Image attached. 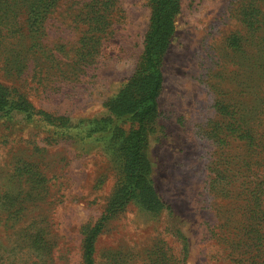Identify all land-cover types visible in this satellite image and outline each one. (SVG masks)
<instances>
[{"label": "rangeland", "instance_id": "obj_1", "mask_svg": "<svg viewBox=\"0 0 264 264\" xmlns=\"http://www.w3.org/2000/svg\"><path fill=\"white\" fill-rule=\"evenodd\" d=\"M175 2L145 185L109 209L136 127L112 104L141 70L153 1L0 0V85L34 110L0 106V264H83L102 216L93 264H264V0ZM35 19L51 60L30 47Z\"/></svg>", "mask_w": 264, "mask_h": 264}, {"label": "trees", "instance_id": "obj_2", "mask_svg": "<svg viewBox=\"0 0 264 264\" xmlns=\"http://www.w3.org/2000/svg\"><path fill=\"white\" fill-rule=\"evenodd\" d=\"M152 1L153 9L151 24L144 40L141 56V70L133 76L124 89L119 92L116 97L118 100H114V103L112 104V112L119 114L129 113L135 122L136 127L123 138L121 146L119 147L120 153L123 157L124 178L126 179V182L118 189L120 190V192H118L119 195L114 202H111L109 205L110 207L108 206L109 209H112L115 206H121L128 198H131V196L134 195L136 189H140L141 186L145 185L139 169L142 162V144L144 139L143 126L146 119L156 111V99L161 87V72L158 65V57L161 53V47H158V45L162 34L169 29L170 17L174 13L176 6V0ZM92 17L93 14H89L86 17V20H89ZM81 20L84 24L91 23H88V21L85 22L84 16L81 17ZM41 23V20L35 19L28 26L30 47L32 50L40 52L39 55L51 60L54 52L52 50L45 51L43 48H37L39 44L36 41H33V39H36V35L40 32ZM82 39L86 41L87 36L82 37ZM84 41L80 42V45ZM93 44L94 43L88 39L83 47H78L79 54L75 60H81L86 57L91 58V52L88 51L87 47L91 48ZM1 103L7 107L16 106L26 109L28 115L30 114V111H34L32 107H29L25 103L22 94L14 88L4 85H0V106ZM57 120L60 123H63L62 119L57 118ZM118 198L119 202L116 203ZM105 218L106 216H102L85 234L83 239V264H93L91 259L93 241L95 236L99 233L103 223L102 221H104L103 219ZM8 220H11V216L8 217Z\"/></svg>", "mask_w": 264, "mask_h": 264}]
</instances>
